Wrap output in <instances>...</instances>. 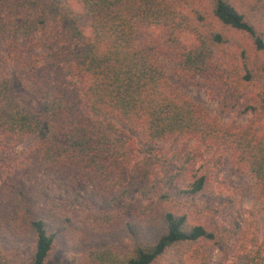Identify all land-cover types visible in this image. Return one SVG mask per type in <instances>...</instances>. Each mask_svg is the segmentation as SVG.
Listing matches in <instances>:
<instances>
[{
	"label": "rangeland",
	"instance_id": "1",
	"mask_svg": "<svg viewBox=\"0 0 264 264\" xmlns=\"http://www.w3.org/2000/svg\"><path fill=\"white\" fill-rule=\"evenodd\" d=\"M66 1L79 7L76 0ZM214 1L164 0L176 23L177 44L157 24L148 26L141 39L173 94L222 128L250 126L261 134L264 49H257L249 34L220 23L212 12ZM229 1L264 40V0ZM217 32L223 36L220 42L212 38ZM199 41L210 51L208 67L191 74L178 65L179 49ZM67 46L68 38L52 22L28 38L0 26V79L10 82L19 105L39 109L16 78L22 63L36 67L44 85L74 86L84 95L82 79L69 73L55 54ZM83 103L84 109L85 96ZM247 105L257 106L258 112L246 110ZM95 118L130 143L121 182L98 175L82 178L73 169L49 171L37 164L38 135L20 141L0 136V263L30 257L36 240L28 222L33 217H43L55 234L44 264H91L93 253L104 249L127 254L136 237L151 242L161 227L154 220L149 229L142 228V214L170 207L186 213L189 224H202L213 237L171 246L152 264H264L259 187L228 142L198 135L150 139L138 121L110 112ZM199 177L202 189L188 192Z\"/></svg>",
	"mask_w": 264,
	"mask_h": 264
},
{
	"label": "trees",
	"instance_id": "2",
	"mask_svg": "<svg viewBox=\"0 0 264 264\" xmlns=\"http://www.w3.org/2000/svg\"><path fill=\"white\" fill-rule=\"evenodd\" d=\"M76 3L77 9L66 0H0V26L14 36L28 38L48 22L55 24L68 38L66 51L56 49L55 54L66 62L69 73L82 79L84 89L82 95L74 86H46L38 79L36 67L19 64L16 78L36 99L39 109L31 111L19 105L10 82L0 79V136L20 141L38 135L36 159L42 168L73 169L82 178L98 175L114 182H121L126 173L130 143L120 138L114 127L95 118L102 113L138 121L150 139L198 135L226 141L237 162L255 178L264 210V131L257 133L250 126L222 128L190 101L173 94L161 66L141 39L148 26L157 24L164 26L169 40L177 44L173 33L176 23L164 0ZM212 12L220 23L249 34L256 48L264 49V40L255 27L229 0H215ZM212 38L223 40L218 32ZM209 56L204 42H195L180 47L178 65L188 73H201L208 67ZM245 76L250 79L249 72ZM259 100L264 109V90ZM257 109L254 105L246 107L255 114ZM202 187L203 177H199L187 190L196 194ZM142 217L146 220L142 228L149 229L154 220L161 227L151 242L141 243L136 237L127 254L104 249L93 253L91 264H152L171 246L213 237L202 224H189L186 213L170 207L158 214L146 209ZM28 222L36 234L32 254L21 263L10 259L0 264L45 263L55 234L47 230L43 217Z\"/></svg>",
	"mask_w": 264,
	"mask_h": 264
}]
</instances>
